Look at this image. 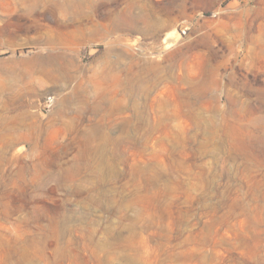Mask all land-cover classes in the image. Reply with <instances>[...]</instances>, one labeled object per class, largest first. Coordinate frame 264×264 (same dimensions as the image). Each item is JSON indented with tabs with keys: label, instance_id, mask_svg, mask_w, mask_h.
<instances>
[{
	"label": "rangeland",
	"instance_id": "1",
	"mask_svg": "<svg viewBox=\"0 0 264 264\" xmlns=\"http://www.w3.org/2000/svg\"><path fill=\"white\" fill-rule=\"evenodd\" d=\"M0 264H264V0H0Z\"/></svg>",
	"mask_w": 264,
	"mask_h": 264
}]
</instances>
